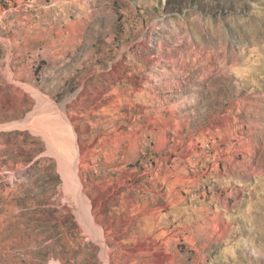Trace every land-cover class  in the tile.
<instances>
[{
    "label": "rangeland",
    "instance_id": "374dc122",
    "mask_svg": "<svg viewBox=\"0 0 264 264\" xmlns=\"http://www.w3.org/2000/svg\"><path fill=\"white\" fill-rule=\"evenodd\" d=\"M0 264H264V0H0Z\"/></svg>",
    "mask_w": 264,
    "mask_h": 264
},
{
    "label": "bare ground",
    "instance_id": "6f19581e",
    "mask_svg": "<svg viewBox=\"0 0 264 264\" xmlns=\"http://www.w3.org/2000/svg\"><path fill=\"white\" fill-rule=\"evenodd\" d=\"M55 126H57V125H55ZM61 133H63V132H61ZM63 135H64V134H63ZM67 135H68V134H66V137H67ZM72 151H73V148H72ZM71 156H72V159H71V162H69V163H71V164L73 165V164H75V162H76V161H75V156H74L73 154H72ZM69 161H70V160H69ZM75 169H76V166L73 165V172L75 171Z\"/></svg>",
    "mask_w": 264,
    "mask_h": 264
}]
</instances>
